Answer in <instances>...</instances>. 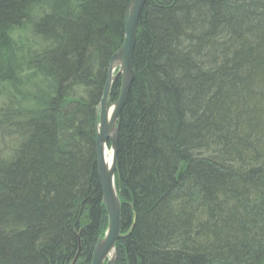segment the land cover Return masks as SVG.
<instances>
[{
	"label": "trees",
	"instance_id": "obj_1",
	"mask_svg": "<svg viewBox=\"0 0 264 264\" xmlns=\"http://www.w3.org/2000/svg\"><path fill=\"white\" fill-rule=\"evenodd\" d=\"M129 1L0 0V264L92 262L96 110ZM145 4L116 264H264V0Z\"/></svg>",
	"mask_w": 264,
	"mask_h": 264
},
{
	"label": "water",
	"instance_id": "obj_2",
	"mask_svg": "<svg viewBox=\"0 0 264 264\" xmlns=\"http://www.w3.org/2000/svg\"><path fill=\"white\" fill-rule=\"evenodd\" d=\"M147 0H130L125 12V34L123 45L110 59L108 77L103 88V96L96 110L95 139L98 161V172L102 182L103 204L108 215L107 229L94 247L91 264H116V244L120 238L131 233H122L121 199L116 186L117 153L119 121L122 110L129 97L136 72L133 69V57L137 41L138 23ZM121 77L120 96L110 103L111 91L115 80ZM110 157V160H108ZM73 259L77 263L81 246Z\"/></svg>",
	"mask_w": 264,
	"mask_h": 264
},
{
	"label": "bare ground",
	"instance_id": "obj_3",
	"mask_svg": "<svg viewBox=\"0 0 264 264\" xmlns=\"http://www.w3.org/2000/svg\"><path fill=\"white\" fill-rule=\"evenodd\" d=\"M108 160H110V157H108Z\"/></svg>",
	"mask_w": 264,
	"mask_h": 264
}]
</instances>
